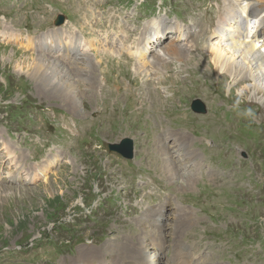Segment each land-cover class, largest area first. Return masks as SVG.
<instances>
[{
  "label": "rangeland",
  "instance_id": "374dc122",
  "mask_svg": "<svg viewBox=\"0 0 264 264\" xmlns=\"http://www.w3.org/2000/svg\"><path fill=\"white\" fill-rule=\"evenodd\" d=\"M50 1L31 0L44 10L34 14L32 27H51L55 14L47 16L48 3L82 22L86 46L106 42L104 51L81 55L101 87L84 88L76 81L83 72L75 75L84 97L78 115L59 92L38 89L49 70L41 68L44 74L38 72L35 80L30 69L16 66L22 46L11 39L0 43V137L27 150L26 165L41 164L60 146L69 155L68 162L30 185L0 183V264H73L82 257L142 264V253L124 261L122 247L157 254L158 264H193L190 256L197 264H264V107L245 100L248 92L240 93L249 78L229 86V74L215 72L206 50L207 42L217 41L212 32L230 28L246 3L260 8L246 18L249 28L264 25V0ZM27 2L0 0V16L9 24L8 17ZM154 16L170 28L158 48L172 43L192 48L184 61L172 58L168 68L157 66V76L166 77L159 89L145 87L144 79L156 77L142 76V69L136 73L135 59L127 53L144 39ZM209 22L212 27L201 32ZM176 25L180 36L188 30L193 35L174 34ZM197 98L203 102L199 115L190 110ZM126 137L137 152L129 164L107 149ZM181 205L185 212L177 215L175 207ZM190 211L193 220L183 222Z\"/></svg>",
  "mask_w": 264,
  "mask_h": 264
},
{
  "label": "bare ground",
  "instance_id": "6f19581e",
  "mask_svg": "<svg viewBox=\"0 0 264 264\" xmlns=\"http://www.w3.org/2000/svg\"><path fill=\"white\" fill-rule=\"evenodd\" d=\"M258 10H259L258 8H254L253 6H249L248 4H245L241 8V11H242L241 16L247 17L250 15H253ZM47 16L49 18H52L53 14L47 13ZM148 23L150 24V31L148 32V36H146L145 40L142 42L143 44L141 43L142 45L137 47L135 51L129 50L130 54L135 55V58H136L135 60L138 66L137 70L142 69V71H144V73L142 74L144 76H147V78L149 76L156 77L154 82H152L153 78L144 79L145 80L144 84L146 85V87H148V85H150L151 83H153L154 85L162 84L163 80H166V77H164V79H161V77L157 76L158 75L157 73L159 70L158 67L161 66L162 69H163V66L165 68H168V62L172 58L177 60V62L184 61L185 57L188 56V54H184V52L187 53L188 51H190V49H192V48L189 49L188 47H187L188 49H182L178 44H175V43L164 45L163 48H157L161 39L165 38V35L168 33L167 30L169 29V27H165L164 25H162L157 18L150 20ZM6 31H10V33H8L7 35ZM13 31L14 29L11 26H9L6 23H3L1 26L0 37L10 36L12 39H14L17 42L22 40V38H20V34L13 32ZM202 31H204V29H202ZM216 32L219 35V39H217L216 42H213V43L207 42L206 44V50L208 52L207 54L208 56H210V61H211V64H213V67L215 68V72H217L218 74L220 73L229 74V79H230V82L228 83L229 86L231 84H236L238 82L240 84L243 81L248 80L249 78L250 80L249 84L243 83L242 84L243 87L240 93L245 95L244 92H248L249 94L248 96H246L245 100H250V102H256L258 104H261L264 107V27L249 28V25L245 23L244 21L242 22L238 21V23H234L227 30L223 32H218V31ZM188 35L190 37L192 33L189 31ZM68 38H71V36H68ZM25 40H26L25 47L30 46L34 49L35 47L38 46L39 48H42V49H47V50L53 49L54 51H57L54 46L56 45L55 38H52L50 40L49 47L47 48L43 47V45H45L44 34H40L37 37L26 38ZM58 40L62 42L61 37H59ZM69 43H70V50L72 53L70 57L63 58L61 60V64L62 63L65 64L63 66L57 64V62L55 61L52 62L48 58L30 56L28 54L22 53L21 51L20 52L22 53V56H23L22 60H16L15 62H16L17 67H18V64H20L19 66H25L28 69H30V73L34 72L32 74L33 76H30V77H33L35 80H39V76L44 74L41 68L49 70V74L48 73H47L48 75L46 74L48 81L44 78L45 76L42 77V79H45L46 82L45 84H42L41 86H39L38 89H40L42 93L45 92V93L53 94V93L59 92V94H56V95L60 97L61 101L69 104L71 110L73 112H76L79 115L78 113L79 104L80 102L81 103L83 102L84 97L79 96V93L77 92V89L74 85L75 78H76L75 75L81 74L83 72V74L81 75L83 78L82 79L77 78L76 81L82 80V82L85 83V86H83L84 88H87V89L93 88L91 90H95L97 89V87L100 88L101 86H100L99 80L97 84L98 86H96V81L93 79V75H94L93 72H95V69L93 66L88 64L89 59H84V58L78 59L80 55L79 49L84 44H82L81 40L78 37H75V40L73 42L70 41ZM190 44H193V43H190ZM6 49L9 50V48H6ZM11 50L14 53L16 51H19L13 48H11ZM119 50L121 51L122 47H120ZM73 61H75L73 63L74 67H68L69 62H73ZM70 69H72L73 71H71ZM149 70H152V71H150L149 73ZM38 72H39V76L37 77ZM138 93L139 95H143L144 91L139 90ZM93 94H94V91H91L89 94H87V96L89 97V96H92ZM70 102H72V104H70ZM0 141H1L0 151L5 153V159L2 160L1 162L2 169L4 168L9 169V167H12V168L15 167V173L18 174V179L12 180V176H11L8 182L6 180H2L3 184L27 186L28 183H25V180L19 179L22 177V174L32 173L33 177H35L36 172H41L45 174L46 171L50 172L51 170H55L58 166L62 164L63 161H66V159L69 158V155L66 156L65 152L62 149L55 148V151L52 152L49 156L50 161H47L46 158L41 160V162L46 163L45 165H38V164L26 165L25 163V156H26L25 151L26 150L25 149L15 144H11L7 139H4L2 137H0ZM125 163L128 164L129 162L126 161ZM186 181L190 182L191 177L186 178ZM177 189H180V188H177ZM175 208L179 210L177 212L178 213L177 215H180L181 210L185 212V208H182V205L177 206ZM154 214H152L151 216L149 215L148 217H152ZM177 217L178 218H175V219L180 218V216H177ZM181 218L183 222L190 223L193 220L191 211L184 214ZM152 222H154V220ZM176 229H175V232H173L174 235H176ZM120 249L122 250V254L121 256L120 255L119 256L120 257L123 256L124 261L128 260L129 257H135V255H137L136 257H138L139 254L142 253L144 256V257H141L142 264H149L148 261L152 262V264H158V263H154V260L158 259V256H156L155 254H151L150 252L148 254V251H145L144 249H141V250L138 249L140 250V252H137V253L123 250V247ZM123 253H126V255L124 256ZM117 254H119V252ZM112 261H115V255L112 256ZM189 261L193 264H197V261L193 260L192 258H190ZM75 262L76 263H73V264H92L90 261H84L83 257L80 260H77ZM128 264H133V262L130 263L129 261Z\"/></svg>",
  "mask_w": 264,
  "mask_h": 264
}]
</instances>
